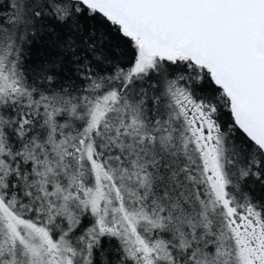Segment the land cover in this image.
Wrapping results in <instances>:
<instances>
[{"label": "snow or ice", "instance_id": "obj_1", "mask_svg": "<svg viewBox=\"0 0 264 264\" xmlns=\"http://www.w3.org/2000/svg\"><path fill=\"white\" fill-rule=\"evenodd\" d=\"M0 264H264V0H0Z\"/></svg>", "mask_w": 264, "mask_h": 264}]
</instances>
